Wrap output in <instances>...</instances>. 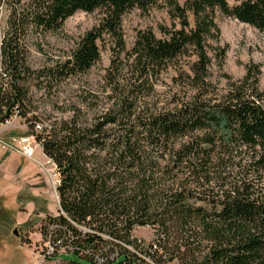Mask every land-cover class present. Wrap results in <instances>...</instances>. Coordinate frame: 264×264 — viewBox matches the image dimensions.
<instances>
[{
	"label": "trees",
	"instance_id": "trees-1",
	"mask_svg": "<svg viewBox=\"0 0 264 264\" xmlns=\"http://www.w3.org/2000/svg\"><path fill=\"white\" fill-rule=\"evenodd\" d=\"M158 1L166 3L173 24L161 26V36L138 30L126 48L124 15ZM4 2L9 12L0 42V120L18 111L57 167L65 216L42 218L39 235L48 230L73 249L58 257L71 253L92 264H264L260 69L249 64L239 79L225 74L220 88L211 79L207 43L218 34L217 12L264 31V0ZM78 11H97V23L63 62L32 68L29 29L57 30ZM105 40L111 51L103 76L108 89L94 121L51 123L36 113L39 98L30 86L50 90L86 73ZM223 53L215 51L220 58ZM170 68L175 74L160 100L156 84ZM45 121L47 133H37L35 126ZM135 226L155 230L148 246L133 237Z\"/></svg>",
	"mask_w": 264,
	"mask_h": 264
},
{
	"label": "rangeland",
	"instance_id": "rangeland-1",
	"mask_svg": "<svg viewBox=\"0 0 264 264\" xmlns=\"http://www.w3.org/2000/svg\"><path fill=\"white\" fill-rule=\"evenodd\" d=\"M183 1L180 0L181 3ZM232 2L233 0H229V3ZM8 5L1 0V37L6 30ZM99 15L97 11H78L69 16L57 30L35 31L30 28L25 36L28 64L36 69L63 62L74 51L81 37L97 23ZM189 19L192 23L191 13ZM173 22L164 1H158L146 10H130L122 20L126 48H131L138 30L149 29L161 36L160 27L171 26ZM215 22L218 34L216 38L207 40L212 57V81L218 87H224L227 82L225 74L232 79H239L245 74L247 65L255 64L260 69L259 86L264 90V31L219 12ZM99 43L100 59L86 73L62 80L50 90L30 86L34 99L39 98L34 102L38 107L36 113L42 114V117L49 116L51 123H60L71 118L80 124L94 121L98 115L97 110L107 94L108 88L103 76L111 59L109 41ZM218 49L224 50L222 58L215 54ZM174 74V69L170 68L156 84L157 97L160 100L166 99L167 84ZM25 119L21 117L14 120L10 125L12 127L6 130L2 137H12L8 131L17 133V136L31 135ZM38 123L41 128H34L36 132L47 133L49 121ZM35 143V160H25L15 151L3 150L0 144V264L38 262L39 256L35 248L40 241L39 224L42 215L53 211L57 205L54 201L55 189L41 167V164L49 167L51 161L42 154L36 139ZM132 235L141 239L146 247L155 238V230L149 226H135ZM60 257L87 264V261L75 254H63ZM176 263L177 260L174 259L169 264Z\"/></svg>",
	"mask_w": 264,
	"mask_h": 264
},
{
	"label": "built area",
	"instance_id": "built-area-1",
	"mask_svg": "<svg viewBox=\"0 0 264 264\" xmlns=\"http://www.w3.org/2000/svg\"><path fill=\"white\" fill-rule=\"evenodd\" d=\"M3 37L0 36V42L2 41ZM20 119L18 115V111H15L12 115L7 116L0 120V144L3 150H10L19 153V155L24 158L25 160H35V151H36V143L34 136L26 135V136H17V133L8 131V134H11L12 137L3 138L2 136L6 130H8L12 122L14 120ZM20 121H18L19 123ZM35 128H41L39 124L35 126ZM40 146V145H39ZM40 150L43 155H45L40 147ZM46 156V155H45ZM50 162L49 167H44L41 164L42 170L47 175V178L52 183L56 195L54 201L56 202V208L53 211H49L46 214L42 215V218L46 216H58L60 213L65 216V213L59 208V199L58 194L56 191V187L59 184V176L56 165L53 161L47 157ZM45 225V224H44ZM49 227V230L52 229V225H45V227ZM80 227V226H79ZM81 229L85 230V228L80 227ZM38 246H36L37 254L39 256L38 262L35 264H66L67 261H63L59 258V254L66 253L67 251H72L73 249L68 247V245L63 244L61 242H57V239L54 240L51 236V233L47 230V234L43 237L40 234V241L38 242ZM128 248L134 250L131 245H128ZM97 262L100 261L99 257H97ZM87 264H92L91 262H87ZM133 264V263H132ZM136 264V263H135ZM138 264V263H137Z\"/></svg>",
	"mask_w": 264,
	"mask_h": 264
}]
</instances>
